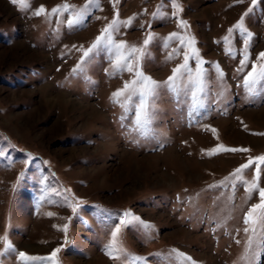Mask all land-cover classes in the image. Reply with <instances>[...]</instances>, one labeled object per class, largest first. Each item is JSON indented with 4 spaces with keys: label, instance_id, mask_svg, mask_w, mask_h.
<instances>
[{
    "label": "rangeland",
    "instance_id": "rangeland-1",
    "mask_svg": "<svg viewBox=\"0 0 264 264\" xmlns=\"http://www.w3.org/2000/svg\"><path fill=\"white\" fill-rule=\"evenodd\" d=\"M86 2L26 0L13 5L0 0V150L6 153L0 157V264H24L20 251L50 256L57 248L58 264H124L123 256L113 260L105 253L110 222L100 219L96 206L130 211L154 226L146 235L133 223L118 237L126 252L150 264H168L158 254L167 257L172 249L197 264H241L247 239L244 214L259 197L253 194L249 200L235 181V190L218 185L249 156L264 155V135L256 134H264V94L247 97L243 87L252 63H264L257 60L264 52V0L247 16L251 0H178L180 18L190 25L187 33L172 18L169 0H120L116 9L110 0H101L103 10H94L81 30L61 23L68 13L51 15L58 5L79 8ZM161 5L166 16L154 17ZM41 6L47 19L34 14ZM116 11L121 20L136 17L117 39L141 46L149 32L157 38L142 63L145 74L157 81H166L183 62L182 52L177 54L180 45L170 41L166 46L159 38L173 32L195 38L210 78L203 108L190 114L187 104L164 93L152 132L143 137L132 130L130 115L122 120L125 112L112 100L131 74L113 73L103 55L88 65L91 82L73 73L82 52L72 46L88 48ZM242 16L253 39L250 61L238 71L240 35L232 34L231 56L224 37ZM190 64L195 67L194 61ZM217 64L224 73L223 88ZM220 144L250 151L208 155ZM29 155L34 158L29 165L20 163ZM254 168L245 170L248 180ZM41 176L43 185L37 183ZM260 184L264 187V164ZM69 202L77 205L76 213ZM65 225L67 235L61 230ZM4 238L15 252L6 249Z\"/></svg>",
    "mask_w": 264,
    "mask_h": 264
},
{
    "label": "snow or ice",
    "instance_id": "snow-or-ice-1",
    "mask_svg": "<svg viewBox=\"0 0 264 264\" xmlns=\"http://www.w3.org/2000/svg\"><path fill=\"white\" fill-rule=\"evenodd\" d=\"M13 5H25L26 0H10ZM113 9H116V5L120 0H110ZM172 5L173 13L172 18H175L178 27L183 33H187L190 25L184 19L180 18V13L183 11L181 4L178 0H169ZM242 2V0H237ZM260 4V0H251V7L245 12L244 16L255 10ZM163 5L158 6L157 11L153 13L154 17H164L166 13L162 11ZM94 10L102 11L101 0H87L82 7H76L75 5H69L64 3L58 5L51 10V15L55 17H62L65 13H68V18L62 20L61 23L66 24L70 30H81L86 27V21ZM147 10L145 9V12ZM264 11V8H262ZM35 16H44L48 18V13L44 6H41L35 11ZM244 16L241 17L237 24L229 29V35L224 37V42L229 44L228 54L233 55L231 49V37L233 32H238L243 44V48L237 53L240 55V68L238 71H244L250 61V48L251 41L253 39V33L245 26ZM100 19L99 16L94 17ZM135 16L128 18L127 20H121L119 12L116 11L114 18L107 23L100 32V35L95 38L92 44L88 48H84L82 45L72 47L77 51L82 52L81 59L76 67L73 69L75 75L87 77L88 65L96 58L97 55H103L107 58L109 64L112 67L113 73L122 75L127 72L132 75V79L125 81L122 88L112 93L113 103L118 104L125 112L126 119L129 115L132 117V130L139 135L146 137L152 132V124L156 118L157 101L161 95L166 93L175 98L177 103H185L190 109V114H195L199 109L204 107V95L210 83L209 72L204 67L206 63L199 54V50L195 47V38L190 35H184L181 33L173 32L168 37H161L159 39L166 42L175 41L180 45V50L177 54L182 52L183 62L172 69V75H170L166 81H157L151 76L146 75L143 71L142 63L149 55L148 45L153 40L157 39L151 32H149L141 46L130 45L127 41L117 39L120 35L121 28L131 27ZM172 57H169L171 59ZM257 60H264V52L258 54ZM190 61H194L195 67H192ZM217 78L223 88L224 73L217 64L215 67ZM89 82L90 79H89ZM243 87L247 93V97H255L257 95L264 94V63H255L251 65V70L247 71L243 77ZM213 133H216V129H211ZM257 135H264L256 133ZM248 148H229L223 144L218 145L208 152V155L217 154L218 152H231V153H245L249 152ZM6 153L0 150V157L5 156ZM34 158L30 155L21 160L20 163L29 165ZM253 164V179L248 180L245 176V170L249 169ZM264 164V155L257 157H248V161L236 168L230 177L225 178V182L218 185V187L230 186L235 190V183L241 184L248 194V199L253 198V194H258L259 203L251 204L244 214L243 223L245 225L244 233L247 237L244 251L240 257L241 264H260L261 260H264V187L260 184L261 177V165ZM21 177L25 173L20 174ZM46 178L41 176L37 179V183L45 184ZM217 187V186H210ZM42 198V197H41ZM80 203L77 201V204ZM68 206L73 213L77 212V205L69 202ZM97 213L102 221L110 222V235L111 240L105 246V253L113 260H120L124 257V264H150L149 260L142 256H136L126 252L121 246L118 237L122 229L130 227L133 223L139 225L146 230V235H150L147 231L154 226L145 222L139 216L133 215L130 211H124L123 213H114L109 209L101 206H96ZM52 214L49 213V216ZM65 235H67V225L61 229ZM6 242V249L15 252L16 250L7 242V238H4ZM67 243V240L65 241ZM239 244L240 241L236 240ZM60 248L55 249L50 256H31L23 251L18 252V256L24 264H58L56 259L57 253L60 252ZM3 254L0 253V256ZM162 259H166L168 264H197L192 257L187 256L183 252H179L177 249H172L167 257H163L162 254H158Z\"/></svg>",
    "mask_w": 264,
    "mask_h": 264
}]
</instances>
